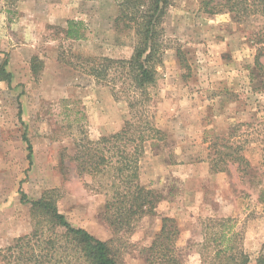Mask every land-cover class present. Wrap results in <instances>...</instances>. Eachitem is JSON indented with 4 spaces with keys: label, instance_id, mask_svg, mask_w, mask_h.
I'll return each mask as SVG.
<instances>
[{
    "label": "rangeland",
    "instance_id": "obj_1",
    "mask_svg": "<svg viewBox=\"0 0 264 264\" xmlns=\"http://www.w3.org/2000/svg\"><path fill=\"white\" fill-rule=\"evenodd\" d=\"M117 1L0 0V66L11 74L9 83L0 79V247L31 231L26 200L50 190L69 223L106 241L118 264H168L151 248L165 216L178 228L169 244L178 264H208L216 242L207 239L227 219L237 232L233 243L253 264L264 243V91L253 64L264 16L210 13L206 0H175L168 9L166 48L146 102L166 137L146 143L140 163V182L160 199L153 215L112 225L104 214L108 193L77 174L72 156L85 138L130 118L125 98L111 91L120 82L96 80L81 64L132 54L133 33L114 29ZM68 20L80 23V38L66 36ZM226 140L239 144L251 168L240 170L234 154L225 155ZM205 158L211 166L219 159L226 169L211 171L222 178L203 174ZM189 163L196 166L191 182Z\"/></svg>",
    "mask_w": 264,
    "mask_h": 264
},
{
    "label": "trees",
    "instance_id": "obj_2",
    "mask_svg": "<svg viewBox=\"0 0 264 264\" xmlns=\"http://www.w3.org/2000/svg\"><path fill=\"white\" fill-rule=\"evenodd\" d=\"M174 1L118 0L114 29L133 33L132 54L127 59L88 57L80 61L86 65V72L96 80L119 81V86L112 84V94L114 99L119 98L118 94L123 96L129 107L130 118L123 122L119 130L102 134L95 140L85 138L72 156L77 174L91 176L98 182L97 190L108 193L104 214L112 225L128 226L143 216L153 215L160 199L157 193L140 182V159L146 143L162 142L166 137L154 123V115L149 113L146 102L151 97L148 87L155 83L156 68L161 64L166 48L163 19ZM213 1L204 2L205 11L214 13L225 8L238 19L253 13L264 16V0H217L209 6ZM79 24L68 20L66 36L80 38ZM258 36L256 43L259 46L253 64L263 79L259 89L264 91V63L261 61L264 57V31ZM178 57L183 63L179 51ZM4 64L0 66V79L9 83L11 74L5 70ZM113 72L116 74H111ZM23 137L27 144V158L31 161L32 146L27 136ZM222 146L230 150L225 155L234 154L240 170L251 168L250 162L241 154L239 144L226 140ZM218 162L219 159H214L212 171L226 169ZM25 198L22 193L21 199ZM258 200L262 202L264 197L260 195ZM26 201L31 204L32 229L0 247L1 264H118L106 241L94 237L84 228L73 226L58 211L52 191L46 190L39 198ZM228 221L230 219L219 223L222 229L210 233L207 239L216 242L215 255L208 264H251L248 254L233 243L237 232ZM177 234L173 218L163 217L160 232L151 246H156L155 252H158L160 261L178 264L169 245ZM162 247L163 251H160ZM253 264H264V243Z\"/></svg>",
    "mask_w": 264,
    "mask_h": 264
},
{
    "label": "crops",
    "instance_id": "obj_3",
    "mask_svg": "<svg viewBox=\"0 0 264 264\" xmlns=\"http://www.w3.org/2000/svg\"><path fill=\"white\" fill-rule=\"evenodd\" d=\"M173 119V118H172ZM207 128L206 129H208V126H206ZM213 128L215 129V127L213 126ZM117 130H119V128H117V129H113V130H110V131H107L106 133H112V132H115V131H117ZM106 133H104V134H106ZM184 133V132H183ZM187 139L188 138H185V140L183 141V142H187L188 144L187 145H190L189 143L190 142H188L187 141ZM204 144V146L205 147H207L208 146V142H204L203 143ZM146 146V145H145ZM145 149H146V147H145ZM208 151V150H207ZM207 151L205 150V154L207 155ZM145 153H146V150H145V152H144V155L143 156H145ZM143 158V157H142ZM142 159H140V163H142V161H141ZM187 166H191V170H190V173H191V171H192V168H194V167H196L195 165H191V163H189V165H187ZM200 169H202V171H203V174L204 175H206V176H214V177H217V178H222L223 176L221 175L222 173H212V171H211V164H210V162L209 161H207L206 160V158H205V160H202L201 162H200V166H198ZM175 169V168H174ZM214 172V171H213ZM195 174L196 173H191L190 174V177H186L187 179H189L188 181L189 182H191L192 180H194V177H191V176H195ZM185 179V178H184Z\"/></svg>",
    "mask_w": 264,
    "mask_h": 264
}]
</instances>
